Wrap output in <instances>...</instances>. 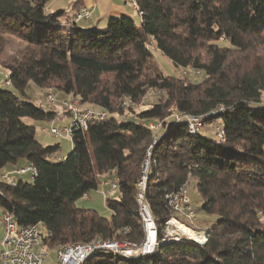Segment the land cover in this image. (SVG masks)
Instances as JSON below:
<instances>
[{"label": "trees", "instance_id": "16d2710c", "mask_svg": "<svg viewBox=\"0 0 264 264\" xmlns=\"http://www.w3.org/2000/svg\"><path fill=\"white\" fill-rule=\"evenodd\" d=\"M49 1L0 0V69L14 91L0 88V177L10 167L13 181L0 178V210L19 226L39 225L48 251L95 239L140 245L136 183L156 136L149 126L161 122L144 196L157 239L171 218L183 223L165 196L188 178L200 211L217 217L215 226L204 230L203 245L174 242L137 259L103 251L83 264H264V0H133L138 22L110 17L90 30L63 10L48 12ZM9 36L21 44L12 54ZM152 46L202 79L163 75ZM29 82L99 109L106 119L73 131L71 151L55 161L59 144L41 145L22 121L55 118L27 100ZM150 93L158 100L135 113ZM174 113L201 117V129L220 127L222 139L191 136L185 123L171 119ZM30 166V182L12 173ZM102 180L110 190L116 186V198L103 197L109 219L76 206Z\"/></svg>", "mask_w": 264, "mask_h": 264}, {"label": "built area", "instance_id": "2783aa9c", "mask_svg": "<svg viewBox=\"0 0 264 264\" xmlns=\"http://www.w3.org/2000/svg\"><path fill=\"white\" fill-rule=\"evenodd\" d=\"M131 5L137 12V7L133 0L131 1ZM91 12V8H79L72 15L71 23L78 24L89 21ZM180 70L183 76L201 74L199 70H195L189 66ZM3 83L6 86H10L8 77H5ZM46 101V106L54 113L55 118L58 120L67 119L68 121L67 125L61 128H50V134L55 137L63 135L71 140L73 131L86 130L90 122H102L107 116L105 112L82 105L75 99L57 100L52 94H48ZM213 114L214 112L210 113V115ZM173 120L175 123H185L188 134L191 136H197L202 127L201 117L197 116L175 114ZM149 128L155 132L156 127L150 125ZM215 133L217 141L221 140L223 136L222 129L216 127ZM159 140L160 136L156 137L153 135L152 142L147 147L145 157L142 160L140 176L136 183L135 201L144 230V239L140 245L125 241H103L100 239H95L90 242L69 243L56 247L55 261L48 263L45 260V256L48 255L49 251L42 246L40 226H19L12 215L7 212H2L1 223L4 232L0 243V264H83L86 260L103 251L113 252L127 259H137L153 254L159 246L179 242L180 240L178 238L180 236L172 229L173 225L178 221L175 218H171L166 222L163 238L161 240L157 239V226L149 205L144 199L151 164L154 163L152 160V151ZM12 173L18 176L29 174L31 178L35 176V170L32 166L16 168ZM9 175L6 173L0 178L2 181L13 184V181L9 179ZM190 183L191 180L188 178L178 190L169 192L165 196V200L168 207L174 213L182 216L192 224V221L195 220V211L192 209L188 199V187ZM115 189L116 186L112 183L111 190ZM108 193H103V197ZM202 235L201 242H197L196 240L192 241L203 245L206 242V235L204 232H202Z\"/></svg>", "mask_w": 264, "mask_h": 264}, {"label": "rangeland", "instance_id": "374dc122", "mask_svg": "<svg viewBox=\"0 0 264 264\" xmlns=\"http://www.w3.org/2000/svg\"><path fill=\"white\" fill-rule=\"evenodd\" d=\"M53 1V0H51ZM70 0H54V3L52 5V9H65L66 13L69 14L71 13V6H69ZM108 20V19H107ZM107 20L104 21L100 24V26H104L107 22ZM133 20L135 22L139 21L138 16H134ZM86 24L84 22H81L78 24L82 29L87 30L88 27L85 26ZM21 44L12 36L8 37V43L6 46V50L8 54H12L13 51L20 47ZM150 50L152 51V54L154 56V59L158 65V68L161 70L163 75L167 77H185L188 78L192 82H198L199 80L202 79V73L200 75H194V74H189L188 76H183L182 71L180 69L175 68L173 63L165 57L161 52L154 50V47H150ZM8 73L7 71H4L3 69H0V88L3 90H9L13 91V89L10 86H6L3 81L5 77H7ZM25 96L27 100L30 102L34 103L36 106H40L42 108H48L46 106V98L48 94H52L57 100H62V99H69L71 96H66L63 93L58 92L57 90L54 89H42L38 88L33 82H29L25 91ZM158 93H150L148 96L143 100L142 104L139 106H136L134 108L135 113L142 112L143 110H146L150 108L151 105H153L157 100H158ZM94 108V107H93ZM132 114L126 113V116H131ZM175 113L171 116V119H173V116ZM24 123L28 125H32L35 130H36V139L40 142L41 145L43 146H52L55 144H59V150L55 154V161L61 160V158L65 157L70 151H71V140L63 135L59 137H55L50 134V128L55 127V128H61L65 125H67L68 121L67 119L63 120H58L57 118H54V120L50 122H43V121H32L30 119H23L22 120ZM168 123H171L169 120ZM152 127H156L154 130L156 133V136L161 135V122L160 123H151ZM217 127V126H216ZM212 124H208L205 127H203L200 131L199 134L202 136H206L210 139H215L216 138V133L214 128H216ZM10 171V167H6L3 172L7 173ZM14 178V176H12ZM21 178L24 182H30L32 181V178L29 175H25ZM17 179V178H14ZM105 191H109L108 197L111 198H116L117 197V192L115 190H110V182L109 181H100L98 188L96 191L90 192L86 197L78 200L76 202V206L79 208H85V209H92L95 210L100 216L104 218H110V212L109 210L105 207L104 200L102 198V193ZM88 197V199H87ZM188 199L190 202V205L192 209L195 211V220L192 221V224L183 219V223L180 221H177L172 227L177 232V235L180 236L178 238L179 242H182L181 240L184 239L185 241H189L187 238L182 237L183 230L181 229H188L190 230L196 238H198L196 241L201 242L202 241V232L204 230L210 229L215 226L217 217L216 216H208L203 214L200 211V206H201V198L197 192V189L195 187V182L192 180L189 187H188ZM195 241V240H194ZM45 260L48 263H53L55 261V250H50L48 255L45 256Z\"/></svg>", "mask_w": 264, "mask_h": 264}, {"label": "crops", "instance_id": "0c3cea01", "mask_svg": "<svg viewBox=\"0 0 264 264\" xmlns=\"http://www.w3.org/2000/svg\"><path fill=\"white\" fill-rule=\"evenodd\" d=\"M74 1L75 0H70L68 3L70 4L69 6H71V13L67 14L69 18H71V16L75 13V11H77L81 7H87L92 9L90 20L84 22L86 24L85 26L88 27L87 30L104 27L105 25L101 27L100 24L102 22L104 24V21L109 19L110 17L126 16L133 19L134 16L138 15L131 5L132 0H81V2H79L78 7H72V3ZM53 3L54 0L49 1L47 6L48 12H57L62 10L66 12L65 9H59V10L52 9ZM101 195L103 198V193ZM1 214L2 211L0 210V243L4 232L3 225L1 223Z\"/></svg>", "mask_w": 264, "mask_h": 264}, {"label": "bare ground", "instance_id": "6f19581e", "mask_svg": "<svg viewBox=\"0 0 264 264\" xmlns=\"http://www.w3.org/2000/svg\"><path fill=\"white\" fill-rule=\"evenodd\" d=\"M183 230V235L182 237H185V238H189V240H197L198 238H196L197 236H195L190 230L184 228V229H181Z\"/></svg>", "mask_w": 264, "mask_h": 264}, {"label": "water", "instance_id": "95a60500", "mask_svg": "<svg viewBox=\"0 0 264 264\" xmlns=\"http://www.w3.org/2000/svg\"><path fill=\"white\" fill-rule=\"evenodd\" d=\"M182 242H185V240H184V239H182ZM191 242H193V241L191 240Z\"/></svg>", "mask_w": 264, "mask_h": 264}]
</instances>
